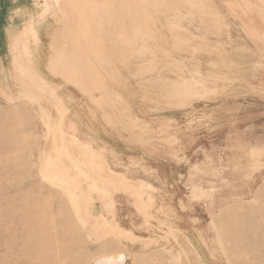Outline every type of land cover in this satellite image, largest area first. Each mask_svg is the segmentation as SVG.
<instances>
[{"label":"rangeland","instance_id":"rangeland-1","mask_svg":"<svg viewBox=\"0 0 264 264\" xmlns=\"http://www.w3.org/2000/svg\"><path fill=\"white\" fill-rule=\"evenodd\" d=\"M14 1L0 264H264V0Z\"/></svg>","mask_w":264,"mask_h":264},{"label":"crops","instance_id":"crops-1","mask_svg":"<svg viewBox=\"0 0 264 264\" xmlns=\"http://www.w3.org/2000/svg\"><path fill=\"white\" fill-rule=\"evenodd\" d=\"M19 1L20 0L14 1L15 4H13V6L16 5V4H19ZM17 8H15V9H17ZM13 23L14 22H12V24ZM32 34H33V36L35 35V33H34V31H33L32 28H31V30H29L27 28L26 30H24L22 32V35H23L24 39H28L29 36L32 35ZM12 37H16L14 33H13ZM15 69H16L15 70V73H17L16 74V78H19V77L22 78L24 75H26L27 78H29L28 75L30 77H38L39 78L38 73L36 72V70L34 69V67H33V65L31 64L30 61L29 62H27V61L26 62L21 61L20 63L17 62L15 64ZM23 73H25V74H23Z\"/></svg>","mask_w":264,"mask_h":264}]
</instances>
